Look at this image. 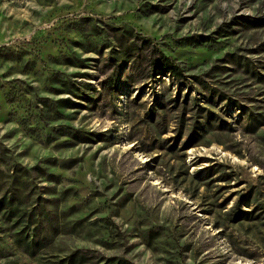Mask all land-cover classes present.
<instances>
[{
  "label": "rangeland",
  "instance_id": "374dc122",
  "mask_svg": "<svg viewBox=\"0 0 264 264\" xmlns=\"http://www.w3.org/2000/svg\"><path fill=\"white\" fill-rule=\"evenodd\" d=\"M3 196L0 264H264V0H0Z\"/></svg>",
  "mask_w": 264,
  "mask_h": 264
},
{
  "label": "trees",
  "instance_id": "16d2710c",
  "mask_svg": "<svg viewBox=\"0 0 264 264\" xmlns=\"http://www.w3.org/2000/svg\"><path fill=\"white\" fill-rule=\"evenodd\" d=\"M156 52H157V55H155V57H154L155 61L153 62L155 69L161 70L164 73L170 74L179 80L185 78V75L183 73V69L181 68L180 64H178L176 62V60L173 57L166 55L164 52H162L160 50H157ZM210 114H211V112H210ZM208 119L210 121L213 118H211V116L209 115ZM6 200H7V202H6ZM0 204L2 206L10 208L11 210H14L15 208L18 209V206L13 207L12 199H8L6 196H3V198L0 200ZM237 216H240V213ZM84 262H86V261H84ZM107 264H109V263H107ZM116 264H127V261L125 259H117Z\"/></svg>",
  "mask_w": 264,
  "mask_h": 264
}]
</instances>
